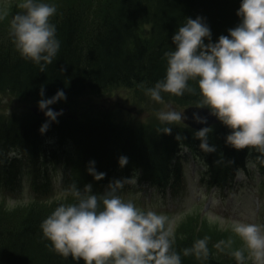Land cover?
<instances>
[{
	"label": "trees",
	"instance_id": "1",
	"mask_svg": "<svg viewBox=\"0 0 264 264\" xmlns=\"http://www.w3.org/2000/svg\"><path fill=\"white\" fill-rule=\"evenodd\" d=\"M98 1L95 9L100 7V11L93 17L92 1L77 0L57 9L50 22L56 26L60 49L43 72L39 65L21 56L10 30H0V90L41 97L42 86L44 96H53L58 90L79 95L139 83L153 87L166 75L164 54L174 50L172 36L187 18L202 17L213 42L220 35H228V30L240 22L237 10L241 0ZM145 25L146 33L141 30ZM189 83L196 94L175 97L198 103V85L196 81ZM46 121L48 118L38 117L23 124L0 122V189L19 191L27 181L34 195L33 202L15 221L5 220L8 211L0 205V264H84L83 260L55 252L41 229L50 208H42L46 201L39 200L49 194L58 164H64L67 189L74 183L82 190L91 183L98 195L109 181L132 175L156 187L174 185L182 177V163L188 155L203 166L201 179L209 187L228 188L239 173H244L257 179L264 189V164L257 162L254 169L246 166L247 160H255L260 154L255 149L238 151L226 144L230 129L223 124L211 127L208 142L216 146V151L205 153L195 138L198 130L186 125L171 127L172 133L167 135L157 126L89 123L62 115L56 122L48 121L49 127L42 134L39 129ZM12 150L17 156H9ZM122 155L129 161L123 168L118 163ZM90 161H95L98 172L106 173L104 179L96 181L88 173ZM189 224L181 223L175 233L174 248L181 253L182 264H223L213 256L210 245L205 261L183 256L182 250L192 247L201 233Z\"/></svg>",
	"mask_w": 264,
	"mask_h": 264
},
{
	"label": "clouds",
	"instance_id": "2",
	"mask_svg": "<svg viewBox=\"0 0 264 264\" xmlns=\"http://www.w3.org/2000/svg\"><path fill=\"white\" fill-rule=\"evenodd\" d=\"M16 7L21 11L12 15L10 36L21 56L39 65L43 72L60 49L56 26L50 22L56 6L43 0H20ZM9 8L8 0H0V21L9 17ZM237 15V26L229 29L228 35H220L216 42L202 17L187 18L172 36L174 50L164 54L165 77L148 88L147 94L164 104L162 93L195 95L196 89L189 82L196 81L201 97L196 108L209 110L230 129L226 144L238 151L255 149L260 154L246 162L249 169H254L257 162L264 164V0H241ZM40 96H44L43 86ZM60 100H66L63 90L38 101L40 110L46 109L48 121L56 122L63 114V110L56 112L49 107ZM166 108L156 114L161 123L179 124L191 118L207 124V116L199 111L189 117L185 110L177 111L170 105ZM48 121L39 129L42 134L49 127ZM211 131V126H206L195 133L205 153L216 151V146L208 142ZM162 132L171 135L172 128L164 127ZM9 156H17V152L12 150ZM128 162L127 156L118 159L121 168ZM94 165L95 161L89 162L88 173L96 181L104 179L106 173L98 172ZM137 184L138 175L113 179L98 195L91 183L82 190L73 183L66 190V202L59 203L43 220L44 237L55 252L83 260L84 264H182L181 253L174 248L176 238L169 217L153 208L146 210L134 198L120 194L125 185ZM68 195L74 202H67ZM230 230L242 246L233 249L234 240L229 238L219 241L215 248L221 252L230 250L237 264H245L246 258L254 264H264V224L238 220L230 225ZM208 241V237L197 239L192 247L182 250L183 256L207 260Z\"/></svg>",
	"mask_w": 264,
	"mask_h": 264
},
{
	"label": "rangeland",
	"instance_id": "3",
	"mask_svg": "<svg viewBox=\"0 0 264 264\" xmlns=\"http://www.w3.org/2000/svg\"><path fill=\"white\" fill-rule=\"evenodd\" d=\"M75 1L77 0H43V2L54 4L56 9L63 8ZM87 1L93 3L90 11V17H93L100 11V7L95 9L99 1ZM19 2L20 0H8L10 14L7 19L0 21V30H10L9 23L12 15L21 11L16 7ZM141 30L146 33L148 26L141 27ZM148 88L150 87L139 83L132 87L124 85L110 87L101 92L87 91L79 95L66 94V100L57 101L51 106L69 105V112H74L78 120L89 123L112 121L126 125H149L160 128L183 125V121L171 125L161 123L156 114L161 110H167L166 106L168 105L181 111L193 103L183 102L171 94L162 93L164 104H160L147 94ZM53 96L32 97L0 90V122L21 124L32 121L36 119V116L31 111V107L38 105V101L42 98L48 99ZM221 124L217 119L213 126ZM195 167V162L190 157L183 161L180 182L172 188L166 187L164 191L154 185L138 183L135 187L125 185L120 194L125 198H134L137 205L146 210L153 208L159 213L167 215L174 234L177 233L176 229L181 223L186 226L190 223V227L196 226V233L201 230L196 238H209L208 245H210L213 256L219 258L223 264H233L236 260L230 255V250L226 249L221 252L215 248V244L221 240L232 238L234 240L233 249L242 246L239 238L230 230V225L234 221L244 220L264 224V210L258 207V201L261 202L264 198V190L256 181L251 180L226 191L207 188L199 180L200 168ZM241 178V180L244 179ZM53 181L54 189L51 198L47 199L49 203L46 199L39 200L46 201V204H42V208H50L47 214H51L59 203L66 202L67 180L65 167H62L61 164H58L56 168ZM26 182L23 181L22 193L0 189V205L8 211L5 215L9 217L5 220L19 219L21 217L19 214L33 202L31 188ZM137 196L138 199H136ZM72 200L67 196V202H72ZM186 226H181V228ZM245 264H254V262L246 258Z\"/></svg>",
	"mask_w": 264,
	"mask_h": 264
},
{
	"label": "water",
	"instance_id": "4",
	"mask_svg": "<svg viewBox=\"0 0 264 264\" xmlns=\"http://www.w3.org/2000/svg\"><path fill=\"white\" fill-rule=\"evenodd\" d=\"M49 107H50L53 111H56V112H59L60 110H63V113H67L68 110H69V106H67V105L59 106V107H52V106H49ZM32 111H33L36 115H38V116H40V117L47 118V117L45 116V111H46V109H45L44 111H42V110H40V108H39L38 106H34V107H32ZM185 111L187 112V115H188L189 117H191L193 111H199V112H200V115H202V116H207V118H208V119H207V124H199V123H196V122H195L194 120H192L191 118L188 119V120H185V121H184L186 124L190 125L192 128H195V129H200V128H202V127L210 126V125L216 120L215 116H212V115L209 114V110H207V109H200V110H198V109L196 108V105H192V106L187 107V108L185 109ZM67 115H68L69 117H71V118H75V117H76V115H75L74 113H68Z\"/></svg>",
	"mask_w": 264,
	"mask_h": 264
}]
</instances>
